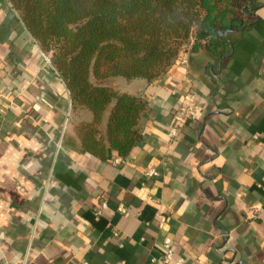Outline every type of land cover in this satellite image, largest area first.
<instances>
[{
	"label": "crops",
	"instance_id": "obj_1",
	"mask_svg": "<svg viewBox=\"0 0 264 264\" xmlns=\"http://www.w3.org/2000/svg\"><path fill=\"white\" fill-rule=\"evenodd\" d=\"M257 12L223 61L199 50L152 82L121 77L150 108L131 152L102 159L82 150L67 86L0 0V264H264V3ZM187 93L198 113L185 123Z\"/></svg>",
	"mask_w": 264,
	"mask_h": 264
},
{
	"label": "trees",
	"instance_id": "obj_2",
	"mask_svg": "<svg viewBox=\"0 0 264 264\" xmlns=\"http://www.w3.org/2000/svg\"><path fill=\"white\" fill-rule=\"evenodd\" d=\"M9 2L49 55L73 110L90 112V119L76 125L82 150L106 159L112 150L127 156L140 142L150 108L144 97L118 89L113 81L152 82L182 55L191 57L199 50L225 60L232 34L255 22L264 0Z\"/></svg>",
	"mask_w": 264,
	"mask_h": 264
},
{
	"label": "built area",
	"instance_id": "obj_3",
	"mask_svg": "<svg viewBox=\"0 0 264 264\" xmlns=\"http://www.w3.org/2000/svg\"><path fill=\"white\" fill-rule=\"evenodd\" d=\"M47 59L50 61L49 56H47ZM51 62V61H50ZM182 105L180 108V113H181V119L182 120H186L188 118L194 119L197 116L198 113V106L197 103L195 101L194 95L192 93H187L185 95H183L182 99H181ZM177 128L178 125H175L171 128V133L175 134L177 132ZM147 173L152 174L155 173L154 169H149L147 171ZM105 205V203H103V206ZM122 210L125 211V207L122 206ZM156 217L161 221V222H166V220L168 219V216L161 210H158L156 212ZM173 257V249L170 245L166 244L165 245V251L161 257V260L163 263H168ZM25 264V263H23ZM178 264H183V262L180 260L178 261Z\"/></svg>",
	"mask_w": 264,
	"mask_h": 264
},
{
	"label": "rangeland",
	"instance_id": "obj_4",
	"mask_svg": "<svg viewBox=\"0 0 264 264\" xmlns=\"http://www.w3.org/2000/svg\"><path fill=\"white\" fill-rule=\"evenodd\" d=\"M9 1V0H8ZM12 6V5H11ZM186 55H187V53H186ZM49 56V55H48ZM187 57H188V55H187ZM119 79H121V78H117V79H115L113 82H114V84L116 85V86H118V88H120L119 87ZM122 79H124V78H122ZM83 114H84V112L82 111V109L80 110V114L78 113V115L76 116V119H75V125H77L81 120L80 119H83L84 118V116H83ZM81 117H83V118H81Z\"/></svg>",
	"mask_w": 264,
	"mask_h": 264
}]
</instances>
